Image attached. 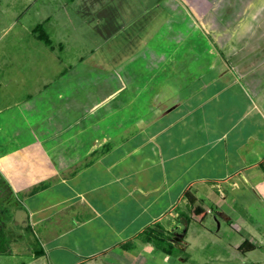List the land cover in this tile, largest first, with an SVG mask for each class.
Here are the masks:
<instances>
[{"label": "crops", "instance_id": "0c3cea01", "mask_svg": "<svg viewBox=\"0 0 264 264\" xmlns=\"http://www.w3.org/2000/svg\"><path fill=\"white\" fill-rule=\"evenodd\" d=\"M232 1L234 17L241 8L246 18L234 26L245 33L258 29L263 39L264 0H226ZM223 6L226 10L230 5ZM212 18L203 32L211 28L216 42L231 46L232 23L221 26L219 21L212 27ZM193 25V30L200 28ZM173 39L163 38L162 47L151 50V66L157 70L152 78L154 105L143 106L140 134L111 151L96 147L108 142L105 128L120 103L112 107L107 95L104 105L96 107L88 75L69 76L72 81L55 84L53 92L0 112V173L13 194L23 195L29 231L41 229L39 257L51 258L54 264H91L103 256L113 257L111 264H116L118 251L129 252L133 240L161 221L158 210H173L188 189L203 193L242 174L244 179L253 177L254 168L264 167V86L259 78L239 77L236 69L214 57L210 78H199L184 98L173 93L165 100L160 91L172 78H160V67L170 63ZM258 49L264 51L263 40ZM209 53L219 56L213 46ZM142 81L123 76L117 82L136 100L144 95ZM133 154L135 159L152 154L151 179L142 173L134 177L132 169L140 166L132 164ZM29 252L37 258L38 252Z\"/></svg>", "mask_w": 264, "mask_h": 264}, {"label": "rangeland", "instance_id": "374dc122", "mask_svg": "<svg viewBox=\"0 0 264 264\" xmlns=\"http://www.w3.org/2000/svg\"><path fill=\"white\" fill-rule=\"evenodd\" d=\"M221 3L230 6L225 10ZM233 3L226 0H0V112L53 92L67 79L72 81L69 76L88 75L92 77L88 84L94 86L96 107L104 105L107 95L112 107L120 103L117 114H111L105 128L108 142L96 147L99 152L111 151L140 134V115L145 113L143 106L153 103V79L157 71L152 68L149 56L152 49L157 51L162 47L161 39L171 35L174 38L173 43L169 41L171 60L160 67L159 76L171 74L170 86L160 91L165 100L173 93L184 98L199 78L202 81L210 78L214 57L222 59L227 68L236 69L239 77H257L264 86V51L258 49L264 38L261 39L258 29L245 33L234 26L236 20L239 24L240 19L246 18L241 8L238 17H234ZM220 12L223 15L218 18ZM211 16L212 27L219 21L221 26L224 22H228L226 26L232 23L228 29L234 34L231 46L216 42V33L211 28L206 34L203 32L201 28L206 27ZM192 22L200 30H193ZM212 46L219 56L209 53ZM123 76L143 79V98H131L132 91L117 82ZM130 84L134 86V80ZM77 95L79 100L83 99L82 90L78 89ZM119 106L123 107L121 111ZM99 116L101 111L96 119ZM132 156V164L140 166L132 169L134 177L142 173L151 179L152 154L142 159ZM262 169L254 168L250 172L253 177L249 174L244 179L242 174L229 182L218 183L216 189L193 193L197 205L208 211L202 222L192 219L184 196L173 210H158L162 218L160 228L166 230L162 231L164 236L152 238L151 243L145 242L144 235L133 240L129 252L118 251L121 256L116 264H264ZM22 198L23 195L14 194L11 202L21 206ZM24 230L12 222L7 224L9 237L5 247L8 249L0 254V264H54L51 258L29 254V251L38 252L42 246L39 226L32 231ZM241 237L249 239L254 246L247 242L238 250V245L243 243ZM171 244L174 246L171 253L164 252L163 247L169 248ZM250 247L255 249L247 252ZM136 254L142 258H136ZM112 258L101 256L91 264H111Z\"/></svg>", "mask_w": 264, "mask_h": 264}, {"label": "flooded vegetation", "instance_id": "af4514ba", "mask_svg": "<svg viewBox=\"0 0 264 264\" xmlns=\"http://www.w3.org/2000/svg\"><path fill=\"white\" fill-rule=\"evenodd\" d=\"M13 196L14 194L12 192V189L10 188L6 179L0 173V242L4 240L7 241V237H9V234L6 232L7 224L9 222L13 223L14 210H15V207L13 206L14 207L13 208L11 206V205H15L13 201L11 202V200H13L12 199ZM28 226L25 228L27 231H29ZM241 238L243 239L242 241L243 243L238 245L237 247L238 250L241 249V247L247 242L251 243V245L254 246V244H252V242L249 239L245 237H241ZM254 249L255 248L250 247V250H247V252L253 251Z\"/></svg>", "mask_w": 264, "mask_h": 264}, {"label": "trees", "instance_id": "16d2710c", "mask_svg": "<svg viewBox=\"0 0 264 264\" xmlns=\"http://www.w3.org/2000/svg\"><path fill=\"white\" fill-rule=\"evenodd\" d=\"M47 42H50L48 38ZM184 198L187 199L188 204L190 206V213H191V217L192 219L196 218L199 221H204L206 219V217L208 216V212L201 206L197 205V199L195 197V195L193 194V192L191 190H187L184 192ZM157 227V229L153 228V227ZM160 224L159 223H155L149 227H147L142 233L141 236L144 235L145 236V242L146 243H151L152 242V238L154 237H159V236H164V232L165 229L160 228ZM163 231V233H162ZM6 245V241H1L0 242V254H4L6 253L7 249L5 247ZM174 248V246L171 244L169 248H165L163 247V251L166 253H171L172 249ZM42 254L41 251L38 252V255Z\"/></svg>", "mask_w": 264, "mask_h": 264}, {"label": "water", "instance_id": "95a60500", "mask_svg": "<svg viewBox=\"0 0 264 264\" xmlns=\"http://www.w3.org/2000/svg\"><path fill=\"white\" fill-rule=\"evenodd\" d=\"M14 217L13 224L21 229L26 228L29 225V213L26 209L22 208L19 204L14 205ZM13 207V208H14Z\"/></svg>", "mask_w": 264, "mask_h": 264}]
</instances>
